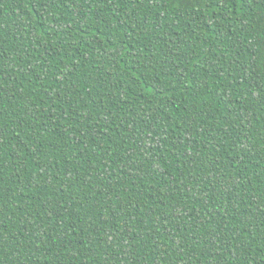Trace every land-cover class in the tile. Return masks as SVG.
Segmentation results:
<instances>
[{"label":"trees","instance_id":"1","mask_svg":"<svg viewBox=\"0 0 264 264\" xmlns=\"http://www.w3.org/2000/svg\"><path fill=\"white\" fill-rule=\"evenodd\" d=\"M0 264H264V0H0Z\"/></svg>","mask_w":264,"mask_h":264},{"label":"snow or ice","instance_id":"2","mask_svg":"<svg viewBox=\"0 0 264 264\" xmlns=\"http://www.w3.org/2000/svg\"><path fill=\"white\" fill-rule=\"evenodd\" d=\"M153 2L157 3V4H163V3H171L172 0H153ZM208 3L211 5V4L214 3V0H208ZM215 7L219 8L220 4L219 3H215Z\"/></svg>","mask_w":264,"mask_h":264}]
</instances>
